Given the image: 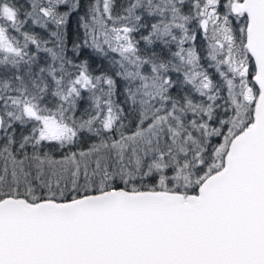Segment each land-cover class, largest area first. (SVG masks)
Listing matches in <instances>:
<instances>
[{"label":"snow or ice","instance_id":"1","mask_svg":"<svg viewBox=\"0 0 264 264\" xmlns=\"http://www.w3.org/2000/svg\"><path fill=\"white\" fill-rule=\"evenodd\" d=\"M0 264H264V0H0Z\"/></svg>","mask_w":264,"mask_h":264}]
</instances>
